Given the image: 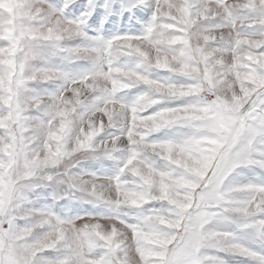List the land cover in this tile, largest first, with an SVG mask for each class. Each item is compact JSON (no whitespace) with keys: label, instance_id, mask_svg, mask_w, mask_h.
<instances>
[{"label":"snow or ice","instance_id":"6c2138e0","mask_svg":"<svg viewBox=\"0 0 264 264\" xmlns=\"http://www.w3.org/2000/svg\"><path fill=\"white\" fill-rule=\"evenodd\" d=\"M37 3L0 0L7 5L0 7V60L13 61L0 63V80L6 85L0 86V119L11 125L0 128V140L7 142L0 148L11 145L9 151H20L28 137L47 132L51 119L33 115L41 110L27 107L21 98L20 93L37 83L22 73L23 56L31 74L53 80L63 74L69 83L83 86L73 89L71 100L55 98L62 106L58 121L65 132L93 98L92 108L80 116L88 128L76 148L102 151L104 158L117 162V171L85 172L69 189L85 194L109 215L68 218L49 207L36 210L40 220L26 228L54 233V238L43 241L35 257L41 264H231L209 251L211 240L216 242L214 252L250 259L254 250L238 242L233 232L208 226L235 223L264 238V183L229 182L239 168L264 170L259 159L264 145V7H258L264 0H246L241 15L227 0H136L133 7L151 9L150 21L139 33L107 39L89 37L81 29L96 6L108 10L114 4L87 0L74 21L81 29L69 31L56 19L66 9L49 7L37 13ZM217 9L223 11L214 15ZM70 22L65 16L63 23ZM22 34L32 38L23 52ZM121 57L134 58V66L122 63ZM57 60H87L91 66L71 76ZM152 71L169 77L153 78ZM133 89L142 91L129 102L125 97ZM228 89L233 90L231 100L224 95ZM236 89L247 100L238 111ZM96 113L104 119H91ZM33 119L41 124L30 127ZM104 124L112 126L108 140L119 135L127 147L119 141L102 143L105 132L97 130ZM177 127L190 131L177 139H154L161 130ZM52 131L63 134L56 127ZM2 158L5 153L0 151ZM152 204L161 207H147ZM133 212L135 222H129ZM13 223V218L0 216V264H36V259L12 250ZM30 232H20L17 242L33 244ZM49 252L58 255L48 257Z\"/></svg>","mask_w":264,"mask_h":264},{"label":"clouds","instance_id":"9594fccd","mask_svg":"<svg viewBox=\"0 0 264 264\" xmlns=\"http://www.w3.org/2000/svg\"><path fill=\"white\" fill-rule=\"evenodd\" d=\"M229 6L233 7L238 15H241L240 9L246 7V0H227ZM7 5H0V7H6ZM74 6H79L83 9L87 4L83 3V0H59L58 3H53L52 0H38L35 10L37 13L46 12L49 7L64 8L66 11H62L57 20L62 21V27L67 28L69 31L81 29L80 24L74 23L77 17L84 12V10L76 15L74 12ZM258 7H264L260 5ZM222 9H217L214 15H218L222 12ZM69 18L70 23H63L64 17ZM91 18V17H90ZM89 18V19H90ZM88 19V20H89ZM248 20H243L241 23H249ZM83 23V22H82ZM88 27V21L86 28ZM86 28L81 29L86 31ZM31 31V29L29 30ZM35 31H40V28H36ZM230 29L224 34L230 33ZM32 43V38L22 34L20 40V51H25ZM4 55V49H0V57ZM7 62L9 64L13 61L0 60V63ZM22 73H29L25 78L37 80L36 86L48 84L39 82L40 80H47L51 82H59L55 92H47L46 89L38 90L37 87H32L20 93L21 98L26 102L27 107H33L41 110L43 116L51 117L48 121L47 132L41 135H35L28 137L24 141L25 146L20 151H9L11 145L8 148H0V151L5 153V158L0 159V216H6L14 219V223L11 228L10 239L12 241V250L18 256L27 257L29 260L36 259V264H41V260L35 257V252L38 246L48 239L54 238V233H42L36 231L31 233L30 229L26 228V225H36L40 220L37 214L36 203L39 199L40 193L36 190L44 189L45 191L51 190L52 192H59L65 189H70L73 179L75 177L83 178V165L88 161H98L104 158L102 151H83L77 150L76 141L80 137V134L88 128L87 121H82L81 117L74 116L67 132H65L64 124L62 121H58V114L62 106H58L55 103L57 95H62L65 99L71 100L73 98V89L83 86L75 83H69L63 74L59 75L57 79L53 80L52 77H42L38 74H31L32 69L27 65V62L23 56L19 60ZM90 63V61H89ZM0 86L4 85L3 80H0ZM232 89L225 91L224 95L232 99ZM237 93V111L244 107L247 100H244L240 95L239 89H236ZM32 101V103H29ZM91 119L101 121L104 117L96 113ZM124 121H121L123 124ZM41 124L40 119H33L30 123V127H38ZM11 127L6 125L5 121L0 119V128ZM53 127L59 128L61 134H57L52 131ZM110 124H104L97 130L104 131L105 133L111 129ZM112 132H108V137L112 136ZM55 141V143H53ZM119 141L123 147H127L126 139L119 135H116L113 140L109 141L108 138L103 139L101 142L115 143ZM7 143L4 140H0V144ZM259 159L264 160V145H261V154ZM106 192H109L115 196L114 191L107 187ZM23 220L24 223L20 224L18 221ZM109 224L111 222H108ZM22 231H29L33 235V244H25L17 242V235ZM264 249V238H259L255 241ZM0 247H3V241L0 240ZM216 247L215 241H208V249ZM264 264V251H256L250 259L247 260V264Z\"/></svg>","mask_w":264,"mask_h":264},{"label":"rangeland","instance_id":"374dc122","mask_svg":"<svg viewBox=\"0 0 264 264\" xmlns=\"http://www.w3.org/2000/svg\"><path fill=\"white\" fill-rule=\"evenodd\" d=\"M52 2L58 3L59 0H52ZM105 2L109 3L110 5L114 4L115 7H110L108 10L103 9L100 6L95 7L91 18L88 20V27L86 28V33L89 37L101 36L107 39L115 34L139 33L151 19V9L133 7L136 0H99V4H103ZM83 3L87 4V0H83ZM126 8H130L131 11H126ZM83 10L85 9L79 6H74V12L76 15H79ZM212 23H215V21L208 22L206 26H210ZM74 43H81V41L78 40ZM56 62L60 64L64 71L71 76H77L81 72L86 71L91 66L87 60L75 62L57 60ZM121 62L127 63L129 66H134L135 59L121 57ZM151 75L153 78L169 77L168 73L158 71H152ZM171 78L173 80L180 79L179 77ZM58 83L59 82H49L48 84L40 86L33 85V87H37L38 90L46 89L47 92L51 93L56 91ZM141 91V89H133L126 95L125 99L131 102ZM179 102L183 103L186 101ZM93 104V98L89 97V99L85 102V107L79 109L75 116L80 117L81 114L90 110ZM33 115H39V113H33ZM111 131L113 130H108V132ZM189 131L190 130L187 128L180 127L164 129L154 134V139H177L189 133ZM108 132L104 133L100 139L108 138ZM116 171L117 162L106 158H102L98 161H88L83 165V172H95L101 175H114ZM250 181L254 183H264V170H261L255 166L242 167L239 168L229 179V182L234 184H243ZM36 191L40 193L36 207H49L61 217L74 218L77 216H83L87 218L89 215L110 214L106 208L95 204L83 193H73L69 189L59 192H52L50 189L45 191L44 189L38 188ZM147 207L159 208L161 205L152 204L148 205ZM135 214V212L132 213V217L130 218L129 222H135ZM18 223L23 224L24 221L20 220ZM208 227L211 229L231 231L235 234L238 242L252 248L253 250L264 251V249H261L260 245L255 242L259 238L253 232V230L244 228L242 225L235 223L213 222ZM209 251L213 252L215 255L224 257V259L230 261L231 264H247V260L242 257L227 255L224 252H214L213 250ZM45 255L48 257H55L58 254L55 252H49Z\"/></svg>","mask_w":264,"mask_h":264}]
</instances>
